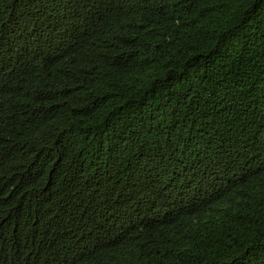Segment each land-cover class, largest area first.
<instances>
[{"label": "trees", "instance_id": "16d2710c", "mask_svg": "<svg viewBox=\"0 0 264 264\" xmlns=\"http://www.w3.org/2000/svg\"><path fill=\"white\" fill-rule=\"evenodd\" d=\"M0 264H264V0H0Z\"/></svg>", "mask_w": 264, "mask_h": 264}]
</instances>
